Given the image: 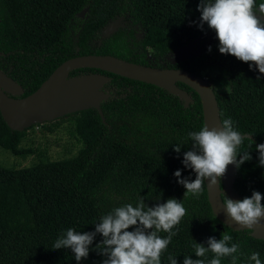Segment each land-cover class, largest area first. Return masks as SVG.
Wrapping results in <instances>:
<instances>
[{
    "label": "trees",
    "instance_id": "trees-1",
    "mask_svg": "<svg viewBox=\"0 0 264 264\" xmlns=\"http://www.w3.org/2000/svg\"><path fill=\"white\" fill-rule=\"evenodd\" d=\"M260 1L256 0V6ZM199 4L200 0H0V68L24 90L8 95L29 96L59 65L75 57L111 55L164 68L156 65L161 55L195 42L207 48L210 34L216 33L207 24L201 29ZM85 9V16L80 17ZM148 52L153 60L148 59ZM219 54L221 90L212 88L221 121L232 119L234 129L251 138L237 149L238 153L250 151L252 159L236 167L233 194L221 182L222 198L225 194L239 201L254 191L264 195V167L256 150L264 144V73L250 67L251 62ZM194 59L166 67L204 77L203 69L192 63ZM88 74L109 77L102 88L109 94L101 104L103 117L97 109L85 108L55 122L72 121L82 144L76 155L52 161L40 153L39 161L29 168L0 164V264H85L95 259L103 264L107 257L96 249L103 240L101 234L90 245L89 256L79 262L71 249H53V245L68 228L95 231L101 216L114 208L136 206L140 199L146 207H154L170 198L183 203L186 215L173 229L177 235L162 252L161 264H169V255L178 264H183L185 256L197 259L193 245L207 247L210 237L219 240L224 232L233 237L229 246L240 245L243 255L237 264H254L247 260L253 252L260 254L264 264V240L248 230H233L216 217L206 181L202 195L185 198L186 188L174 175L180 170L181 178H196L183 159L192 147L189 133L204 126L199 95L178 82L192 98L185 107L183 99L166 89L99 69H77L70 78ZM36 125L16 131L0 112V148L15 157L33 153L20 146ZM176 145L181 146L179 153ZM212 258V252L200 257L205 264ZM221 264H231V258H222Z\"/></svg>",
    "mask_w": 264,
    "mask_h": 264
},
{
    "label": "clouds",
    "instance_id": "clouds-1",
    "mask_svg": "<svg viewBox=\"0 0 264 264\" xmlns=\"http://www.w3.org/2000/svg\"><path fill=\"white\" fill-rule=\"evenodd\" d=\"M198 10L202 14L201 29L207 24L215 31L221 54H230L245 63L251 62L250 67L264 73V2L257 7L256 0H200ZM189 138L192 147L184 153L183 164L194 170L196 178L190 181L181 178L180 170L174 173L178 183L186 188L185 198L189 194L197 197L202 195L206 180L216 185L217 178L224 176L228 165L235 164L239 168L245 161L252 159L250 151L238 153L237 149L243 141L251 138L235 130L230 118L222 120L220 129L210 130L204 125L199 131L190 132ZM256 150L259 153V164L264 167V144L257 145ZM175 151L179 153L181 146L176 145ZM223 195L226 197L223 203L228 218L254 233L264 219V195L254 191L250 198L239 201ZM185 215L183 203L175 198L154 207H146L145 201L140 199L136 206L129 203L102 215L93 232L81 233L68 228L55 241L53 249H71L79 262L89 256L90 245L96 235L101 234L103 240L96 245V249L107 257L103 264H161L162 252L177 235L173 229ZM133 226L134 230L129 231ZM161 232L167 233V237H161ZM232 240L233 237L224 232L219 240L210 237L207 247L195 243L193 247L198 258L194 260L191 256H185L183 264H205V260L200 257H205L208 252L214 254L208 264H221L224 257H230L231 264H237L243 253L240 252L239 244L231 243L229 246ZM247 260L262 264L258 252H253ZM168 261L169 264H178L176 257L171 255Z\"/></svg>",
    "mask_w": 264,
    "mask_h": 264
},
{
    "label": "water",
    "instance_id": "water-1",
    "mask_svg": "<svg viewBox=\"0 0 264 264\" xmlns=\"http://www.w3.org/2000/svg\"><path fill=\"white\" fill-rule=\"evenodd\" d=\"M86 12L87 9L83 10L80 17H84ZM82 68L99 69L161 87L179 96L184 100L185 107H188L192 101L191 96L177 86L178 82L184 83L201 99L204 125L210 130L222 128L216 93L205 78L184 69L144 66L111 55L71 58L59 65L35 92L24 98L8 95H19L24 90L0 68V112L6 123L16 131H24L33 125L51 122L85 108H95L102 115L101 104L109 98V94L102 91V88L109 81V77L103 74H88L70 78L71 72ZM235 174L236 165H228L224 176L217 178L216 185H211L210 181L206 180L207 190L216 217L233 230H246L228 218L222 198L221 182L228 192L233 194ZM252 235L264 240V219Z\"/></svg>",
    "mask_w": 264,
    "mask_h": 264
},
{
    "label": "rangeland",
    "instance_id": "rangeland-1",
    "mask_svg": "<svg viewBox=\"0 0 264 264\" xmlns=\"http://www.w3.org/2000/svg\"><path fill=\"white\" fill-rule=\"evenodd\" d=\"M261 2H264V0L260 1L259 4ZM257 16H260L258 12ZM208 42L207 48H203L199 43L195 42L184 49L161 55L158 57L156 65L167 68L166 66H174L184 60L191 61L195 58L192 63L196 62L198 67L203 69V78L214 89L219 91L221 90L220 83L223 79L221 73L223 60L219 54V40L216 34H210ZM210 46H212L211 48H218V50H206ZM186 52H190V54H186ZM148 59H154V55L151 52H148ZM57 121L37 124L27 133L26 139L22 142L20 149L25 152L33 151V153L15 157L10 152L0 148V164L13 169L29 168L39 161L40 153L52 161L67 159L76 155L82 144L78 142L74 134L72 121L69 118H64L56 125L55 122ZM99 262V259H95L85 264H97Z\"/></svg>",
    "mask_w": 264,
    "mask_h": 264
}]
</instances>
